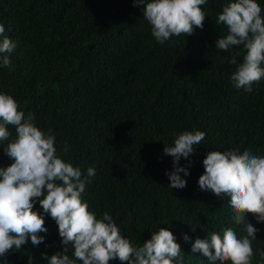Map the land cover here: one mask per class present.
Here are the masks:
<instances>
[{
    "label": "trees",
    "instance_id": "obj_1",
    "mask_svg": "<svg viewBox=\"0 0 264 264\" xmlns=\"http://www.w3.org/2000/svg\"><path fill=\"white\" fill-rule=\"evenodd\" d=\"M229 2L208 0L201 6L203 29L160 44L143 18L145 6L133 0H0L3 36L17 44L11 66H0V93L12 95L19 110L33 113L37 126L51 131L60 158L85 176L95 169L82 194L89 211L97 218L108 212L121 235L137 245L169 228L184 264H209L192 252L197 238L222 235L226 228L238 237L246 234L233 220L229 196L218 199L200 190L206 154L233 149L264 156V79L251 93L235 88V66L228 59L240 52L242 61L243 49L216 48L227 29L215 21ZM257 3L264 16V0ZM196 130L205 139L180 160L190 172L180 174L187 186L172 189L166 172L174 157L164 148ZM9 131L10 139L0 141V167L13 163L3 151L16 135L14 127ZM34 210L42 212L38 203ZM246 220L260 230L251 264H264V223L251 213ZM45 221L44 243L34 246L29 238L8 255L10 264H29V257L31 264H48L43 253L51 257L63 250L58 225L50 216ZM73 252L68 255L74 259Z\"/></svg>",
    "mask_w": 264,
    "mask_h": 264
},
{
    "label": "clouds",
    "instance_id": "obj_2",
    "mask_svg": "<svg viewBox=\"0 0 264 264\" xmlns=\"http://www.w3.org/2000/svg\"><path fill=\"white\" fill-rule=\"evenodd\" d=\"M208 0H133V5H144L143 18L151 25L154 39L164 44L173 37L194 34L203 29L206 13L201 6ZM257 0H232L226 3L218 14L216 25L227 29V35L216 42L217 50L231 52L234 47L243 49L242 61L232 54L228 63L235 66L231 81L237 89L253 91V84L264 79V16ZM5 27L0 23V36ZM17 44L8 36L0 41V66L10 67L11 54ZM18 101L10 94L0 93V141L11 139L4 153L13 161L7 167H0V264H10L7 259L28 243L34 246L45 241V217L50 216L58 225V234L63 245L51 257L42 258L48 264H109L119 259L126 264H184V256L176 237L169 228L161 227L153 232L142 245L133 243L121 235V230L112 215L104 212L100 218L89 211V204L82 198L89 177L95 176V169L89 167L87 175L80 167H74L57 155L55 136L50 130L37 126L33 113L19 110ZM206 133L200 130L185 131L165 146L164 154L174 157L173 169L166 172L169 187L183 189L190 175L187 166H181V157L188 158L195 152L194 146L201 145ZM67 151V146H65ZM191 163V162H189ZM204 173L199 177V188L209 191L218 199L230 197L235 213L233 220L244 225L246 233L238 237L232 228L208 233L207 238H197L192 252H200L209 264H251L254 256L252 241L260 230L246 217L255 216L258 223H264V156L250 151L226 150L208 152L203 159ZM42 212L34 210L36 204ZM185 241L189 240L187 235ZM74 249L70 258L69 250ZM264 256V252L261 253ZM29 264L31 258L29 257Z\"/></svg>",
    "mask_w": 264,
    "mask_h": 264
}]
</instances>
